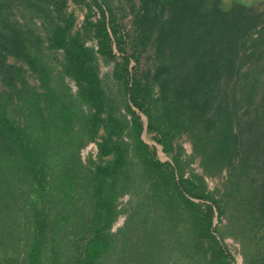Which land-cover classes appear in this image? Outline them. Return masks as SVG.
<instances>
[{"label":"trees","instance_id":"1","mask_svg":"<svg viewBox=\"0 0 264 264\" xmlns=\"http://www.w3.org/2000/svg\"><path fill=\"white\" fill-rule=\"evenodd\" d=\"M114 1L0 0V264H233L215 216L264 264V5ZM145 131L166 153L191 132L226 181L185 177Z\"/></svg>","mask_w":264,"mask_h":264},{"label":"rangeland","instance_id":"2","mask_svg":"<svg viewBox=\"0 0 264 264\" xmlns=\"http://www.w3.org/2000/svg\"><path fill=\"white\" fill-rule=\"evenodd\" d=\"M234 1H241L248 5L251 4L264 5V0H222V4L224 7L229 8ZM114 2L116 3L117 0H115ZM68 10L71 12H75L77 14L78 16L77 27H79L83 17L82 10L72 2H69ZM124 23L127 26V28L130 29L132 25L131 17L130 16L126 17ZM89 44L96 46L95 42L93 41H89ZM59 57L61 56L59 55ZM146 59L148 58L146 57ZM112 66H113L112 64H106L103 61H101L100 73L105 80L107 79L108 74L112 71ZM66 81L69 84L71 91L75 93L77 90L75 83L68 78L66 79ZM109 83L111 86H114L113 81L110 80ZM144 119L147 118L144 116ZM142 137L147 143L153 144L157 147L158 156L162 161H170L171 163L174 164V157H177L181 162V165L183 167V175L185 177L192 178V176L196 174L197 177L204 178L207 190L214 191L216 190V188L221 187L223 183L226 181L227 174L225 171H222L221 173L215 176H208L205 174L203 158L200 154L195 152V138L191 132H185L176 136V138L174 139V150L171 153H166L163 150V147L158 143L154 142L151 139V134H148L146 131L143 133ZM97 151L98 149L96 143L90 142L81 150V157L83 160H87L88 156L91 153H93V155L96 156ZM194 179L196 183H199L198 179L196 178ZM195 200L202 201L200 199H195ZM136 201L137 199H132V197L128 194L123 195L118 200L119 208L122 210L124 209L126 211L130 210V208L136 205ZM126 211L122 212L114 222L112 227L113 232L118 231L120 228H122L125 225L127 221ZM214 227H216V230L213 233L220 241L222 246H224L232 254L233 264H248L245 256V247L243 246L241 239H237L230 234L233 231V229L228 223L226 217L223 216L222 218H218V216H215ZM143 234L144 233H142L141 231L137 233V237L135 238L137 240L136 241L137 246L141 244V241L140 243L138 242L139 239L142 241L146 239L143 237ZM146 255L140 254V257L146 258ZM179 263L185 264L183 259L180 260Z\"/></svg>","mask_w":264,"mask_h":264},{"label":"built area","instance_id":"3","mask_svg":"<svg viewBox=\"0 0 264 264\" xmlns=\"http://www.w3.org/2000/svg\"><path fill=\"white\" fill-rule=\"evenodd\" d=\"M82 19H83V17H82Z\"/></svg>","mask_w":264,"mask_h":264}]
</instances>
